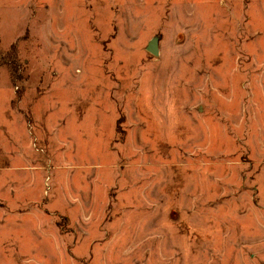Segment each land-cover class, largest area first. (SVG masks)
<instances>
[{
  "label": "rangeland",
  "instance_id": "obj_1",
  "mask_svg": "<svg viewBox=\"0 0 264 264\" xmlns=\"http://www.w3.org/2000/svg\"><path fill=\"white\" fill-rule=\"evenodd\" d=\"M0 264H264V0H0Z\"/></svg>",
  "mask_w": 264,
  "mask_h": 264
},
{
  "label": "water",
  "instance_id": "obj_2",
  "mask_svg": "<svg viewBox=\"0 0 264 264\" xmlns=\"http://www.w3.org/2000/svg\"><path fill=\"white\" fill-rule=\"evenodd\" d=\"M146 50L149 51L150 53L154 54V55L158 54L157 42L155 39L148 42V44L146 46Z\"/></svg>",
  "mask_w": 264,
  "mask_h": 264
}]
</instances>
